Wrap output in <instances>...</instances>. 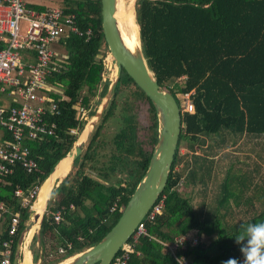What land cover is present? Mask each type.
<instances>
[{"label":"trees","instance_id":"16d2710c","mask_svg":"<svg viewBox=\"0 0 264 264\" xmlns=\"http://www.w3.org/2000/svg\"><path fill=\"white\" fill-rule=\"evenodd\" d=\"M57 1L65 13L76 16L83 32L91 30L92 35L87 40L69 34L57 42L61 51L55 60L61 70L48 82L54 90L49 98L58 105L59 114L45 116L57 129L53 136L25 141L39 169L27 173L17 167L14 173L0 176V201L8 208L0 224V243L8 238L10 218H20L13 261L38 194L27 207L23 199L40 188L73 150L87 124L76 118L78 110L95 117L111 84L104 80L109 49L102 30L101 0ZM134 10L149 72L180 109L182 98L189 94L194 112L182 113L175 158L158 199L165 196L164 206L161 214L147 220L148 235L139 239L128 264H179L167 245L188 234L205 238L178 250L189 264H245L243 257L249 250L264 258V235L260 245L246 246L253 233L264 231V211L251 226L229 225L220 216L227 181L216 183L214 177L216 164L225 156L221 153L231 146V135L233 143L245 132L264 135V0H136ZM5 47L0 42V51ZM61 95L67 99L61 100ZM157 138L154 106L123 71L82 154L51 192L40 229L29 245L35 264H59L95 246L111 231L148 170ZM184 142L187 153L180 155ZM180 163L184 168L176 171ZM182 180L188 193L179 190ZM211 186L219 188L212 197ZM17 190L22 197L15 195ZM197 194L203 197L198 206ZM58 211L62 219L56 223Z\"/></svg>","mask_w":264,"mask_h":264},{"label":"built area","instance_id":"2783aa9c","mask_svg":"<svg viewBox=\"0 0 264 264\" xmlns=\"http://www.w3.org/2000/svg\"><path fill=\"white\" fill-rule=\"evenodd\" d=\"M31 1L0 0V41L6 43V47L0 51V93L18 96L23 101L18 107L0 104V127L9 131L12 137L11 141H0V176L14 173L17 167L27 173H35L39 169V164L32 157L25 141L53 136L57 129L55 122L49 123L45 119L48 114H59L58 105L47 93L51 89L49 77L61 70L56 64L58 55L54 46L60 38L69 34L85 36L87 40L92 35L91 30L83 32L79 28L74 14H67L60 7L36 11L29 8ZM22 21L27 22L25 34H21ZM62 100H66V97H62ZM87 112L79 109L76 118L83 121ZM181 112H194L189 94L186 95V103ZM75 133V130H71V134ZM38 191L37 187L23 199V207L30 204ZM22 194L21 190L15 192L17 197H22ZM164 198L158 200L138 224L130 240L121 247L111 264L129 263L139 239L148 235L147 220H153L156 215L161 214ZM116 209L115 205L111 211ZM7 212L5 204L0 201V224ZM54 219L59 223L62 211ZM19 226V216L13 215L9 222L8 238L0 243V264H13L15 237ZM263 235L264 231L253 233L246 246L252 248L260 245ZM200 241V237L188 234L167 245V249L174 254L179 264H189L185 256L177 254L178 250L186 249L187 242L196 245Z\"/></svg>","mask_w":264,"mask_h":264},{"label":"water","instance_id":"95a60500","mask_svg":"<svg viewBox=\"0 0 264 264\" xmlns=\"http://www.w3.org/2000/svg\"><path fill=\"white\" fill-rule=\"evenodd\" d=\"M117 10L118 0H101L103 35L109 53L115 60L117 77H114L103 101L101 110L96 114V117L100 120L105 113L115 94L122 73L125 71L146 94L155 108L158 118V138L148 165V170H146V173L140 180L116 225L98 244L75 255L72 257V261L67 264L112 263V260L121 247L130 240L138 224L150 212L164 191L181 135V109L172 94L162 89L157 80L149 72L142 52L141 42L134 50H131L125 44L116 17ZM95 125L94 123L93 127H95ZM85 144L86 141L76 144L74 149L63 159L72 157V162H75L82 154ZM49 200L50 196L47 203H49ZM33 218L37 221L39 215L35 214ZM42 218L43 215L40 219ZM35 221H31L20 235L14 264H18L20 256L19 251L21 250L23 240Z\"/></svg>","mask_w":264,"mask_h":264},{"label":"crops","instance_id":"0c3cea01","mask_svg":"<svg viewBox=\"0 0 264 264\" xmlns=\"http://www.w3.org/2000/svg\"><path fill=\"white\" fill-rule=\"evenodd\" d=\"M135 1L136 0L132 1L133 5ZM31 5L44 7L45 10L48 9L44 6V4H42L39 1L37 2V1L32 0L29 5V8H31L30 7ZM53 7H59V6H52L49 8H53ZM3 43L6 46V43L5 42ZM54 50L56 51L58 55L57 44L54 46ZM104 80L106 81L105 77H104ZM50 90L52 91L53 88L51 87ZM55 90H57L56 92H58V89H55ZM49 91L47 92L48 96H49ZM62 97H66V96L61 95V100H62ZM22 102L23 101L18 96H12L8 94L0 93V104L6 107H18V106H21ZM11 139H12L11 133L7 131L6 129L0 127V141H11ZM221 154H224L225 156L224 158L218 161V165L216 164L217 167L214 168V173L216 174L214 177L215 178L217 177L219 179V176L220 175L222 176V179L221 180L219 179L220 180L219 183H222V181H227L228 195L231 201V226L232 227L238 226L244 223L251 226L253 224V221L264 211V135H253V134H248L245 132L243 135L239 136L238 140L234 143H233V136L231 135V146L227 148L226 150H224ZM217 159L218 158H216V160ZM72 165H73V162H72ZM57 166L55 167L53 173L55 172ZM93 175H95L96 177L93 178L92 175H89V176L95 180L103 182V180H101L98 175H96L95 173H93ZM64 178L57 180L54 186L57 183H60ZM41 187L39 189H41ZM51 192H50V197H51ZM47 205L48 203L46 204L44 213L46 212ZM73 208L74 207L71 206V209ZM31 211H32V214H31L32 216L34 215V210L31 209ZM44 213H43V216H44ZM42 219H40V224H41ZM32 221H33V218H32ZM39 229H40V226L38 228V231ZM38 231L37 232L34 231L35 233H33L31 238H29L28 236L29 232L27 233V236L23 240L21 250L19 251L20 256H19L18 264L22 263V261L27 256V252L29 253L31 262L35 264L33 254L29 250V245L32 242L35 234L38 233ZM200 238L202 241L205 239L204 235L201 236ZM27 241L29 242L26 244ZM253 252L254 253H251V254L250 252H248L247 253L248 256L243 257L244 260H246L247 264H253L251 258H253L255 255L257 256L256 251L253 250ZM16 255H17V249H16V254H15V259L13 261V264L15 263ZM21 256L23 257L22 259H20ZM38 263H40V261Z\"/></svg>","mask_w":264,"mask_h":264},{"label":"bare ground","instance_id":"6f19581e","mask_svg":"<svg viewBox=\"0 0 264 264\" xmlns=\"http://www.w3.org/2000/svg\"><path fill=\"white\" fill-rule=\"evenodd\" d=\"M121 8H122L121 0H118V10H117L116 17L119 22V28L121 30L123 40L125 44L127 45V47H129L131 50H134L139 46V43H140L139 27L135 22L134 14L127 13ZM116 74H117V67L115 66V77H117ZM93 121L94 120H92L91 122H89V124H87V126L85 127V130L80 135V138L77 144H80L88 140L89 134L92 132V129H93ZM72 161H73L72 157L63 159L57 166L55 172L47 179V181L44 183L41 189H39L40 191L38 193V200L32 207V209L34 210V215L35 214L39 215V219L35 221V218H33V221L35 222L29 231V234H28L29 238L32 237L34 230L37 226L36 224L40 222V218L44 213L47 201L50 196V192L55 182L61 178H64L69 172H71L70 170L72 167ZM72 259L73 258H69L59 264H67L70 261H72ZM21 264H33L30 260V256L28 252H27V256L25 257V259L22 261Z\"/></svg>","mask_w":264,"mask_h":264},{"label":"rangeland","instance_id":"374dc122","mask_svg":"<svg viewBox=\"0 0 264 264\" xmlns=\"http://www.w3.org/2000/svg\"><path fill=\"white\" fill-rule=\"evenodd\" d=\"M34 1H39L41 2L42 4H44V6L46 8H49V7H52V6H59V2L57 0H34ZM132 1L134 0H121V9H123L124 11H126L127 13H132L134 14V18H135V10H134V5H135V2H134V5L132 4ZM133 5V6H132ZM132 7V8H131ZM131 8V10H130ZM26 27H27V22L25 21H22L21 22V34H25V31H26ZM58 50V53H60V49H57ZM110 59V60H109ZM104 62H105V65H106V71L107 73L104 74L105 78L109 81H113L114 77H115V60L112 58L111 54H107L105 59H104ZM109 62V63H108ZM110 69V70H109ZM111 85V84H110ZM104 101V100H103ZM182 102L185 106V103H186V96L182 98ZM103 104V102H102ZM181 106V105H180ZM183 106V108H184ZM101 107L102 105L98 108V112L101 110ZM182 108V106H181ZM97 112V113H98ZM92 120L93 121V124H97L99 122V120L97 119V117H93V118H90L89 117V111L87 112L86 116H85V119H83V121H86L87 124H89V122H91ZM87 126V125H86ZM96 126V125H95ZM94 129V127H93ZM92 129V131H93ZM90 135V134H89ZM78 143V142H77ZM186 146V142H184L182 144V147L180 149V155H184V153H187V149L185 148ZM74 149V148H73ZM200 153V152H199ZM183 164L180 163L179 165H177L176 167V171H181L184 167L182 166ZM88 175H92L93 178H95L96 176L93 175V173L91 172H87ZM219 179L221 180L222 179V176L220 175L219 176ZM219 179H215V182L216 183H219L220 180ZM212 190L210 191V195L211 197L215 194H217L219 192V188L216 187V186H211ZM179 190L180 191H183L185 193H188L189 192V188L188 186L186 185V183L184 182V180L181 181L180 185H179ZM202 198L200 194H197L194 196V202H196V206H198L200 204V202L202 201ZM32 209V208H31ZM220 216L224 219L225 222H230L228 223L229 225H231V201H230V198H229V195L227 196V200H225V203L223 204V207L220 208ZM32 218H33V215L30 217V220L28 222V224L32 221ZM36 228H35V232L38 231V228L40 226V222L36 224ZM37 230V231H36ZM34 232V233H35ZM29 241L26 242V244L28 243ZM250 254L251 253H254L253 250L249 251ZM53 257L51 256V259ZM252 259V263L253 264H264V258H261L259 256H254ZM38 264H41L38 263Z\"/></svg>","mask_w":264,"mask_h":264}]
</instances>
